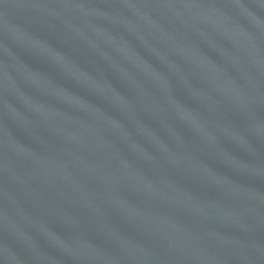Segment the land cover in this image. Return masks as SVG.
<instances>
[{"label":"water","instance_id":"95a60500","mask_svg":"<svg viewBox=\"0 0 264 264\" xmlns=\"http://www.w3.org/2000/svg\"><path fill=\"white\" fill-rule=\"evenodd\" d=\"M0 264H264V0H0Z\"/></svg>","mask_w":264,"mask_h":264}]
</instances>
